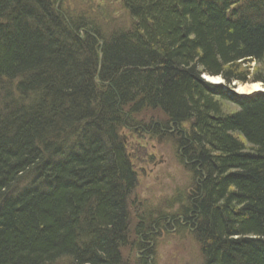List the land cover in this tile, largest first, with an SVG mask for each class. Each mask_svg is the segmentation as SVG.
Instances as JSON below:
<instances>
[{
  "label": "trees",
  "instance_id": "obj_1",
  "mask_svg": "<svg viewBox=\"0 0 264 264\" xmlns=\"http://www.w3.org/2000/svg\"><path fill=\"white\" fill-rule=\"evenodd\" d=\"M120 1L132 25L105 36L50 0H0V264L151 253L163 216L140 218L131 244L120 132L153 111L198 180L180 218L202 264H264V93L230 91L264 87V0Z\"/></svg>",
  "mask_w": 264,
  "mask_h": 264
},
{
  "label": "rangeland",
  "instance_id": "obj_2",
  "mask_svg": "<svg viewBox=\"0 0 264 264\" xmlns=\"http://www.w3.org/2000/svg\"><path fill=\"white\" fill-rule=\"evenodd\" d=\"M50 1L63 17L82 18L105 36L128 30L132 25L120 0ZM260 88L264 91L261 84ZM228 109L233 111L235 107L228 105ZM150 120L160 123L161 127L166 122L162 113L147 112L134 118L136 124H132L135 127L120 132V139L126 146L137 179L136 188L128 202L129 241L138 247L142 246L139 241L142 236L137 235L135 238L134 235L140 218L148 220L150 214L152 217L160 214L163 224L148 232L147 236L151 238L148 243H152L151 253H148V249L125 248L122 258L126 264H136L140 259H145L148 264H202L199 247L192 236V227L185 221L181 222L180 218L188 210L190 193L198 180L179 156L178 136L173 138L178 134V128L170 127L171 131L167 135L163 127L160 131L163 136L158 137L152 128H148ZM24 187L26 185L21 188Z\"/></svg>",
  "mask_w": 264,
  "mask_h": 264
},
{
  "label": "bare ground",
  "instance_id": "obj_3",
  "mask_svg": "<svg viewBox=\"0 0 264 264\" xmlns=\"http://www.w3.org/2000/svg\"><path fill=\"white\" fill-rule=\"evenodd\" d=\"M204 77L209 83H218L220 81L219 80L220 78H218V77L217 78H210V77H207V76H204ZM232 84L237 85V83H232ZM232 84H231V87L233 88ZM236 88H237L236 91L239 94H245V95L249 94V93L257 92V91H263V90H261L259 83L258 84L254 83V84L245 85V86H243L241 84H238V86Z\"/></svg>",
  "mask_w": 264,
  "mask_h": 264
},
{
  "label": "water",
  "instance_id": "obj_4",
  "mask_svg": "<svg viewBox=\"0 0 264 264\" xmlns=\"http://www.w3.org/2000/svg\"><path fill=\"white\" fill-rule=\"evenodd\" d=\"M210 78H217V77H210ZM219 78V77H218ZM202 79L206 82V83H209L206 79H205V77L203 76L202 77ZM220 81L218 82V83H209V84H212V85H221V86H223V82L221 81V79H219ZM232 86L233 87H235V88H232L230 91L234 94V95H239V96H242V97H244V96H251V95H253V94H257V93H264L263 91H257V92H253V93H249V94H246V95H244V94H239L236 90H237V86L235 85V84H232Z\"/></svg>",
  "mask_w": 264,
  "mask_h": 264
}]
</instances>
